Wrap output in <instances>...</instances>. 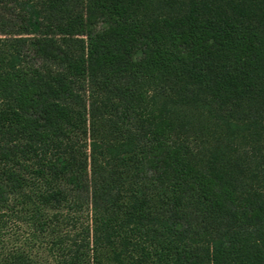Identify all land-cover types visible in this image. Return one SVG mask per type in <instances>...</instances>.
I'll return each instance as SVG.
<instances>
[{
  "label": "trees",
  "instance_id": "16d2710c",
  "mask_svg": "<svg viewBox=\"0 0 264 264\" xmlns=\"http://www.w3.org/2000/svg\"><path fill=\"white\" fill-rule=\"evenodd\" d=\"M17 220L59 264H264V0H0Z\"/></svg>",
  "mask_w": 264,
  "mask_h": 264
},
{
  "label": "rangeland",
  "instance_id": "374dc122",
  "mask_svg": "<svg viewBox=\"0 0 264 264\" xmlns=\"http://www.w3.org/2000/svg\"><path fill=\"white\" fill-rule=\"evenodd\" d=\"M1 236L0 249L2 251L26 249L36 264H59L62 262V256L57 253L51 236L36 234L24 222L19 220L10 222Z\"/></svg>",
  "mask_w": 264,
  "mask_h": 264
}]
</instances>
